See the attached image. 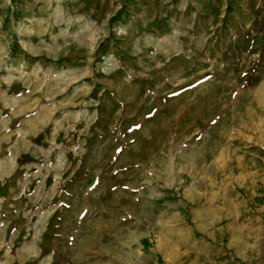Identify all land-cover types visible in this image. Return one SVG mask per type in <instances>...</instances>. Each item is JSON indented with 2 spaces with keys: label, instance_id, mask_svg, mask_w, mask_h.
Segmentation results:
<instances>
[{
  "label": "rangeland",
  "instance_id": "374dc122",
  "mask_svg": "<svg viewBox=\"0 0 264 264\" xmlns=\"http://www.w3.org/2000/svg\"><path fill=\"white\" fill-rule=\"evenodd\" d=\"M0 264H264V0H0Z\"/></svg>",
  "mask_w": 264,
  "mask_h": 264
}]
</instances>
